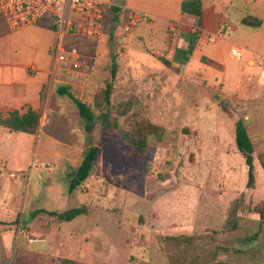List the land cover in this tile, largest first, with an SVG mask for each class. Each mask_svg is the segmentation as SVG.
I'll list each match as a JSON object with an SVG mask.
<instances>
[{
    "label": "rangeland",
    "instance_id": "374dc122",
    "mask_svg": "<svg viewBox=\"0 0 264 264\" xmlns=\"http://www.w3.org/2000/svg\"><path fill=\"white\" fill-rule=\"evenodd\" d=\"M210 1L218 3L203 0ZM177 6V0H128L127 7L173 15ZM124 11L117 23L108 15L103 37L83 47L93 57L91 71L52 84L44 105L47 137L39 135L30 157L20 147L10 164L21 171V192L0 201V264H62L64 258L79 264H264V226L258 239L245 241L259 227L254 207L264 201V69L244 62L257 54L242 31L228 30L222 41L209 42L219 48L220 65L199 55L186 67L165 64L161 58L170 61L166 54L176 44L163 47L137 31L142 24L125 32ZM222 11L235 21L259 17L250 0H231ZM5 24L0 17V45L5 32L15 31ZM171 26L173 39L178 27ZM234 43L247 48L242 59L230 56ZM247 74L259 77L242 83ZM48 81L49 88L50 71ZM109 83L111 104L102 108L96 103L102 98L96 99ZM62 85L93 107L92 130L76 104L58 93ZM108 110L117 126L103 123ZM239 118L254 145V187H247L248 167L236 145ZM126 131L145 135V152L127 141ZM92 146L99 150L90 174L71 191L72 174ZM77 206L87 212L71 221L41 211Z\"/></svg>",
    "mask_w": 264,
    "mask_h": 264
},
{
    "label": "crops",
    "instance_id": "0c3cea01",
    "mask_svg": "<svg viewBox=\"0 0 264 264\" xmlns=\"http://www.w3.org/2000/svg\"><path fill=\"white\" fill-rule=\"evenodd\" d=\"M112 1L114 2V0ZM182 1L177 0L178 6L173 15L155 13L147 9L141 10V12L139 9L132 8L142 13L145 19L147 18L140 23L142 25L137 28V31L143 34L149 32L151 37L158 39L157 42H162L161 45L163 47H170V44H176L166 54L172 63L186 67L192 61L197 60L199 55V57L220 65L221 53L219 48L214 47V44L209 46V42H211L209 38L215 37V41L211 43H218L224 39L226 32L230 30L232 32L242 31V36L248 40V48L251 49L253 54H257L247 56L244 62L248 64V62L253 60L255 62L251 65L253 70L258 66H263L264 69V52L260 50L264 42V0H250L260 18L253 17L262 20L261 25L256 27L242 22L246 16L239 21H235L223 13L222 10L226 8L231 0H218L217 5L215 1H210L208 5H205L202 0V26L197 24L195 26L193 23L195 21L197 23V18L190 13L181 11ZM113 2H110V13H107V15L111 14L114 18L112 8L118 5ZM127 6L128 0H125L124 6H119L121 8L118 12L119 20L121 10L124 9V12H126L129 9ZM154 16L167 20V23L165 25H157ZM171 24L178 27L173 39L170 38L169 34ZM196 28H199V30ZM3 38L6 41L3 45H0V113L2 117H7L15 109L19 110L20 113H25L30 108L41 112L44 107L41 112L40 127L35 133L12 131L0 125V193L3 195L0 201L2 200L5 203L6 199L4 197L9 199L12 196L11 194H15L16 191L21 192V190H17L19 185L16 180L21 171L19 168L10 169V164L17 162L21 154L20 147L24 148L26 152L28 151L30 157L31 150L39 135L41 133L46 137L48 135L42 128L49 121L44 105L46 104L45 102L48 105L51 98L49 94L52 91V85L48 88V77L52 64L51 51L55 43L56 34L48 23L45 24L42 21L38 24L21 27L10 33L5 32ZM227 40L229 41L230 38H227ZM234 45L238 44H232V46ZM238 46L245 49L246 55L247 48L242 45ZM190 47H193V51L192 54L188 55L187 50ZM185 59L187 61H184ZM251 75L259 77V75L255 74L244 75L242 83H246V81L252 83V79H249ZM44 95L48 98L44 97ZM15 141L20 144L19 148L16 146ZM4 174L10 178L9 181L3 180L2 176ZM11 177L15 181H12Z\"/></svg>",
    "mask_w": 264,
    "mask_h": 264
},
{
    "label": "built area",
    "instance_id": "2783aa9c",
    "mask_svg": "<svg viewBox=\"0 0 264 264\" xmlns=\"http://www.w3.org/2000/svg\"><path fill=\"white\" fill-rule=\"evenodd\" d=\"M110 8L111 4L104 0H0V17L11 30L49 18L48 24L56 34L51 51V87L54 82L64 84L70 77H79L91 71L93 57L83 47L88 41L103 37ZM143 20L145 16L142 13L129 8L123 15L122 29L132 33ZM209 40L214 42L215 37ZM230 54L241 59L245 49L234 45Z\"/></svg>",
    "mask_w": 264,
    "mask_h": 264
},
{
    "label": "trees",
    "instance_id": "16d2710c",
    "mask_svg": "<svg viewBox=\"0 0 264 264\" xmlns=\"http://www.w3.org/2000/svg\"><path fill=\"white\" fill-rule=\"evenodd\" d=\"M114 11V23L119 20V10L121 9L119 6H113ZM181 11L190 13L197 18L198 26H202V14H203V4L202 0H183L181 3ZM242 22L249 26H259L262 23V20L258 18H244ZM117 23V22H116ZM193 47H190L187 50V54H192ZM188 59V58H187ZM185 59L184 61H187ZM165 64H170L171 61L165 60L161 58ZM116 74V65L113 69V76ZM58 93L60 95H67L78 107L80 116L86 120V130L90 131L93 129L95 125V112L93 107L86 104L79 98H77L69 89L68 86H59ZM111 92H112V84L109 83L105 90H102L101 95L97 96L96 101L101 97L102 100H98L96 103L99 104L100 107L108 108L111 104ZM108 112H103L101 114L103 123L108 126H112V123L117 126L118 122H111L109 120ZM40 117L41 112L39 110L28 109L25 113H20L19 110L15 109L9 113V115L5 118L2 117L0 113V125L9 128L12 131H20L24 133H35L40 127ZM154 127V126H153ZM154 133V132H153ZM150 133H147L149 135ZM125 137L127 141L132 144L137 151L141 153L146 150L145 143V135H137L131 136L129 132H125ZM236 145L238 149L244 154L245 162L248 167V178H247V187H254L256 181L255 175V163H254V145L249 135L246 121L244 118H239L236 121ZM98 146H92L86 152L82 163L77 168V170L72 174L71 180V191L76 189L79 185H81L89 176L90 171L93 167L94 161L96 160L98 154ZM262 166L264 168V160L262 161ZM41 211H45L50 215L56 216L59 220L62 221H71L77 216L84 214L87 212V208L85 206H77L64 211H56V210H47L42 209ZM254 211L259 214V227L258 229L250 235L249 238H245V241L252 242L258 239L261 234L262 228L264 226V201L254 207ZM62 264H79L76 260L70 258H64L62 260Z\"/></svg>",
    "mask_w": 264,
    "mask_h": 264
},
{
    "label": "water",
    "instance_id": "95a60500",
    "mask_svg": "<svg viewBox=\"0 0 264 264\" xmlns=\"http://www.w3.org/2000/svg\"><path fill=\"white\" fill-rule=\"evenodd\" d=\"M114 4L118 6H124L125 5V0H114Z\"/></svg>",
    "mask_w": 264,
    "mask_h": 264
}]
</instances>
